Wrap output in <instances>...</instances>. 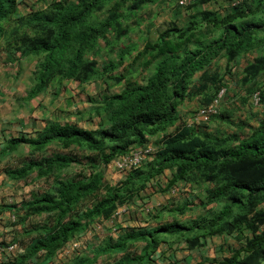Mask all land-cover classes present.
Returning <instances> with one entry per match:
<instances>
[{"label":"trees","instance_id":"1","mask_svg":"<svg viewBox=\"0 0 264 264\" xmlns=\"http://www.w3.org/2000/svg\"><path fill=\"white\" fill-rule=\"evenodd\" d=\"M40 1L46 2L43 8L20 15L18 0H0V47L14 58L36 60L22 100L31 101L55 80L80 86L102 82L108 88L88 98L90 113L99 117L96 127L50 122L29 135L6 140L1 154L15 153L20 145L32 148L7 176L27 184L35 175L46 190L28 200L0 205V214L14 215L12 227L22 247L21 253L0 264H50L92 222L109 219L122 204L141 202L164 170L170 171V177L162 192L175 187L200 189L204 199L195 204L186 198L174 207L168 205L163 210L173 215L172 221L162 224V215H155V226L126 228L116 239L63 264H95L101 257L117 254L122 256L115 264H150L159 245L168 242L160 239L161 233L180 239L189 250L204 248L207 238L225 235L238 247L208 264H264V115L234 118L233 112L221 109L210 121L224 123L229 132L197 131L181 122L167 133L177 121V107L188 97L199 106L210 104L226 88L227 79L235 77L233 67L241 57L256 54L235 77L244 92L241 104L255 91L264 99V0L233 6L234 0H218L227 4L222 15L197 11L199 5L217 0L195 1L185 8L193 10L188 11L189 20L182 26L171 20L155 42L146 43L132 57L127 67L135 69L118 74L114 73L131 49L102 65L96 54L100 41L109 43L108 33L117 39L127 35L122 27L125 14L119 12L124 0ZM178 9L175 15L182 17ZM103 12V19L94 16ZM10 22L16 24L7 31ZM148 70L146 78H137ZM109 82L122 84V89L108 92ZM253 117L255 125L249 123ZM160 133L165 134L151 161L117 183H108L105 169L115 157ZM53 145L61 151L51 150ZM73 164L81 170L63 175ZM157 185L161 184H153ZM197 206L202 215L176 220Z\"/></svg>","mask_w":264,"mask_h":264},{"label":"crops","instance_id":"2","mask_svg":"<svg viewBox=\"0 0 264 264\" xmlns=\"http://www.w3.org/2000/svg\"><path fill=\"white\" fill-rule=\"evenodd\" d=\"M176 1L177 0H160L159 2H152V0H124L123 2L120 3L119 12L121 13H124L125 11L127 12L124 13L125 21H123L122 23V27L127 31V35L121 37L120 39H117L114 37L115 35L113 33H108L106 35L107 36L106 41H109V43L106 44L104 41H100V43L106 46V47L104 46V52L111 53L114 59H118L121 52L126 48L131 49V52L128 55L124 56V63L119 71H122V68L127 69L128 63L132 60V57L136 54L137 51L141 50L146 43L155 42L158 33L161 30H163L170 23L171 20H175L174 22L177 25L179 24V20H181L183 17H179L175 15L176 9L178 8L176 5ZM163 11L168 14L169 18L167 17L168 18L167 22L159 26L157 25V21H155L156 18H154V15L158 13H164ZM176 17H178V19H176ZM184 23L179 24L178 26H182ZM112 43L115 44V49L112 47L113 45ZM99 53H101L100 44H99ZM107 60L108 59L105 58V60L103 61L107 62ZM238 60H240V58ZM134 69L135 68L130 67V70H134ZM149 74L150 71H143L142 74H138V78L144 79ZM26 84L29 85L28 80L26 81ZM24 89L25 88H23V90ZM117 89L119 90L122 89V86L119 85ZM237 89L240 90L239 87H237ZM237 89L235 91V94L238 92ZM14 90L16 89H12L9 91V94L14 99L10 104H6V102L2 103L0 101V119L2 120L0 122V205L18 203L22 200H28L33 194V192L42 193L44 190H46V186L44 185L43 180L36 181L34 178L35 175L31 176V180L33 181L32 184L30 183L31 182L30 180H28V183L25 184L22 181L12 180L7 176V173L10 171V169H12L13 166H16L17 163L11 164L14 153L1 154V150L5 146V141L11 137V133H9L8 129H6V127L2 125V122H4V120L9 121V120L17 119L18 120L17 122L20 123L23 122V124L25 123L27 128H25L22 132L28 133V135L31 133L33 129L41 128L44 125L48 124L49 122H61V123L76 122L79 126H81V123L83 121L80 120V118L89 119L90 121H93L95 124L99 121V117L95 116L93 113H90L92 109V103L88 100V98L90 96H94V93L92 92V90L85 91L86 89H83L82 86H79L75 82H71V81L60 82L55 80L50 87L45 89V91H43L37 97L32 99L29 103H25L17 100L24 97L25 92H23L20 95H14ZM5 93L6 91H0V98ZM198 106L199 105L196 102V99H194L193 97L186 98L177 107L178 119L176 123L167 130V133L171 131L172 128L178 122L185 121L190 116V114L194 110H196V108H198ZM245 113L247 115L251 113L254 116L257 115L261 116L260 111L258 109H254L251 106H249L248 100H247ZM247 115L243 114L241 117L244 118ZM254 121L255 119L253 117L251 121L249 120V123L253 125ZM219 124L224 125L223 123L220 122ZM202 130L212 131V132L215 131L214 129L209 127V123L206 124L205 127L203 126L197 129V131H202ZM162 135L163 133H160L154 137H151L148 142L150 144L157 145ZM52 148L58 149V147L56 148L52 147ZM76 170L78 169H76L74 166H71L68 169H66L63 174L72 175L74 173H77ZM164 176L166 179L169 178L170 172L168 170H165L162 173L161 178H163ZM115 177L117 179H120L119 175H114L113 178ZM110 183H113V181L110 180ZM21 192H23V195L21 194ZM27 192L29 193L27 194ZM137 203H138L137 205L140 204L139 201ZM132 208L134 207L131 206V209ZM131 209L129 213H131ZM9 214L11 215L12 213ZM6 216H9L7 212L0 214V234L3 231L7 230V228L3 227ZM128 217L129 215H126V217H123L122 220L125 221L126 218ZM139 217L140 216H137V218ZM159 222L165 223L163 220L162 221L159 220ZM138 226H140L141 228H145V226L142 224ZM133 227H135V225ZM105 233L102 232V234L97 235L95 239H92V236L86 238L87 235L86 234L83 237L86 239L81 240V246L79 247L80 250L78 251V253H80L79 255H84L86 253L88 254V251L103 246L106 243V241L110 239L111 236L110 234L108 233L105 234ZM68 245H70V242L67 244V246ZM119 258L117 257L114 261H112L111 264H115ZM57 259L62 260L64 258H62L60 255H57Z\"/></svg>","mask_w":264,"mask_h":264},{"label":"rangeland","instance_id":"3","mask_svg":"<svg viewBox=\"0 0 264 264\" xmlns=\"http://www.w3.org/2000/svg\"><path fill=\"white\" fill-rule=\"evenodd\" d=\"M48 1V0H46ZM119 1V0H114ZM160 0H152V2H159ZM173 2V1H172ZM46 2H42L40 0H18V11L17 13L21 15H25L29 12L36 11L39 8H43L44 4ZM197 11H209L212 13H215L217 15H222L225 10L227 9V4L223 3L222 1H214L210 2L206 5H199L197 7ZM182 10L181 16L183 17L181 20H179V24H182L189 20V16L191 15L190 12L193 10L188 9H178ZM195 10V9H194ZM190 11V12H188ZM196 11V10H195ZM124 12V11H123ZM164 12V11H163ZM124 13H127L126 11ZM98 20L102 19L104 16L103 14H95L94 15ZM166 17V18H165ZM169 18L167 13H158L154 15V18H156L155 21H157V25L161 26L162 24L167 22V19ZM159 21V22H158ZM127 22V21H126ZM16 23L10 22L7 26V31L14 26ZM178 24V25H179ZM114 41V40H113ZM101 47V53L97 52V62L99 65H102L104 62L103 60L106 59H114L112 57L111 53H105L104 52V44L100 43ZM113 44V45H112ZM112 47L115 49V44L112 43ZM117 45V44H116ZM106 47V46H105ZM137 48V47H134ZM253 55H247L235 64L233 67L232 74L236 77L242 68L245 66L247 62L251 60ZM36 60L32 57L30 58H20L18 55L10 56L7 54V52L3 49V47H0V91H6L5 94L2 95L0 98V101L2 103L10 104L14 99L9 94V91L12 89L14 90V95H20L23 92H26L28 90V87H30V83L32 81V72L34 70ZM223 62L219 61L218 65L221 68ZM235 77H231L230 79H227V92L225 94V97L220 104V109H227L233 112L234 118L241 117L243 114L247 115L245 113L243 104H241L240 97L244 96L243 91L240 92V90L237 89L238 83ZM28 80L29 85L26 84V81ZM23 88L27 90H23ZM107 88L103 83H91L83 87V89H86L85 91L92 90L95 97L98 94H103L107 92ZM112 89L109 91L111 93H116L119 91L117 89L118 87H111ZM23 91H20V90ZM55 89V88H52ZM237 92L235 94V91ZM250 102V99L248 100ZM247 106V101H246ZM242 118V117H241ZM83 122L81 123V126L85 128H93L95 126V123L93 121H90L89 119H83L80 118ZM2 120L0 119V122ZM18 120H4L2 122V125L8 129V132L11 133V135H16L17 133L22 132L27 126L25 123L23 124L20 122H17ZM251 121V120H250ZM216 121H211L209 123V127H211L214 130L220 131V132H229L230 129H228L225 125H220L214 123ZM254 125V124H253ZM32 148L28 145H22L19 147L18 152L14 153V156L12 157L11 164L17 163V165L20 163V160L22 157H27L31 154ZM76 169H78V165L74 166ZM77 171V170H76ZM114 175H118L116 171H114L111 164H109L105 169V176H107L108 182L110 183V180L113 181L115 184L119 179L114 177ZM112 178V179H111ZM165 178V176L163 177ZM161 178V185L153 186L150 185L149 188L146 190L145 193L142 194L143 200L140 202L139 205H132L131 213H129V217L126 218L125 223L133 227L138 226L140 224L144 226H154L156 223L155 221V215H162L161 221L163 220L165 223H168L172 221L173 215L169 212L163 210L164 207H167L168 205L174 207L175 205H178L182 203L186 198L190 200L192 203L197 204L200 200L204 199V196L202 194V191L200 189H192L189 191H186L185 189L181 188H174L171 191H166L165 193L162 192V188L164 186L165 179ZM22 183V182H19ZM32 184V183H31ZM38 184V183H37ZM18 187V186H17ZM29 192H27L28 194ZM23 195V192H21ZM163 212V213H162ZM9 216L5 217V223L3 227L7 228L6 231H3L0 234V249H5L6 246L11 245V242H16L17 239L15 237L16 230L14 227H12L13 222L11 221V216L9 212H7ZM203 214V209L201 207L197 206L192 209V211L187 212L184 216L177 217L176 220L180 222H184L186 220L195 219L196 217H199ZM137 216H140L137 218ZM123 217H126L123 216ZM7 219V220H6ZM123 223V224H125ZM164 224V223H163ZM107 232L106 230L103 232ZM101 232L94 233L92 236V239H95L97 235H101ZM107 234V233H105ZM109 234V233H108ZM91 236H88L91 237ZM167 235H163L161 233L160 239H167V243H161L156 251L155 259H153V262H150V264H208V262L211 259H221L222 257H227L230 255V251L232 249H235L238 247V242L233 240V238L228 236H214L206 239V245L204 248H195V249H187L183 242L176 238ZM19 245V244H18ZM16 255V253H15ZM14 254L8 258L9 260L12 259ZM121 257V255L115 256V255H108L103 257L101 261H99L97 264H111L112 261H114L116 258ZM4 258V257H2ZM57 262H61L60 259L57 260Z\"/></svg>","mask_w":264,"mask_h":264},{"label":"clouds","instance_id":"4","mask_svg":"<svg viewBox=\"0 0 264 264\" xmlns=\"http://www.w3.org/2000/svg\"><path fill=\"white\" fill-rule=\"evenodd\" d=\"M178 1L179 0H177L176 1V5H177V7H179L180 9H185L186 7H188V6H190L191 4H193L195 1H197V0H195V1H193L192 3H190L189 5H187V6H185V7H181V6H179L178 5ZM235 1V0H234ZM234 1H233V3H234ZM244 1V0H243ZM242 2V1H241ZM240 3V2H239ZM238 4V3H237ZM231 5L233 6V5H236V4H232L231 3ZM44 7V6H43ZM18 11V10H17ZM102 14H104V17H105V15H106V13H102ZM21 15V14H20ZM125 21V20H124ZM109 60V59H108ZM111 60H114V59H111ZM104 63V62H103ZM102 63V64H103ZM122 67V66H121ZM120 67V68H121ZM120 68L118 69V71H116L114 74H118V73H120V72H122V73H126L125 71H124V69L122 68V71H119L120 70ZM128 68V67H127ZM129 70H130V68H128ZM131 72L133 71V70H130ZM149 71V70H148ZM133 77H135V75L133 76ZM138 78V77H137ZM146 78V77H145ZM72 82V81H71ZM76 83V82H75ZM96 83H99V84H101L102 82H96ZM104 84V83H103ZM52 85V84H51ZM50 85V86H51ZM106 87H107V85L106 84H104ZM109 85H110V82H109ZM119 85H121L122 86V84H119ZM119 85H116V86H112V85H110V89L108 90V92L112 89L111 87H118ZM49 86V87H50ZM80 86V85H79ZM82 87H84V86H86V85H81ZM238 86H239V83H238ZM29 88V87H28ZM48 88V87H47ZM46 88V89H47ZM222 89H224V92H223V94H222V97L220 98V101H219V104H218V106H217V111H216V113L215 114H213V115H210L209 117H207V119L206 120H204V121H201L199 124H191L190 123V121H191V119H192V117L194 116V114L196 113V111L197 110H199L200 108H202V107H206V106H208V105H205V106H198V108H196V110H194L191 114H190V116L185 120V121H180V122H178V123H181V122H184L185 123V125L188 127V128H195L196 130L198 129V128H201V127H205V125L206 124H208V123H210L211 121H210V119H211V117H213L214 115H216L220 110H219V107H220V104L222 103V101H223V99H224V97H225V94H226V92H227V87L225 88V87H223V88H221L219 91H218V93L216 94V96L214 97V99L217 97V95L219 94V92L222 90ZM121 90V89H120ZM119 90V91H120ZM118 91V92H119ZM27 92V91H26ZM26 92H25V94H26ZM255 92H257V91H255ZM254 92V93H255ZM259 92V95H260V98H261V101H264V99H262V97H261V94H260V91H258ZM111 93V92H110ZM117 93V92H116ZM244 93V92H243ZM253 94H251V96H252ZM251 96L250 97H248L247 98V100H249V99H251ZM24 97H25V95H24ZM24 97H22V98H20V99H17L18 101H22V102H25V103H29V102H26V101H24V100H22V99H24ZM90 97H95V95L94 96H90ZM213 99V100H214ZM213 100H212V102H213ZM211 102V103H212ZM210 103V104H211ZM249 106H251L252 108H254V109H258L259 111H260V115H264V112L262 111V108L261 107H254L253 105H252V103H251V101L249 102ZM244 110H246V103L244 104ZM228 109V108H227ZM247 117V116H246ZM245 118V117H244ZM244 118H242V119H244ZM178 119V118H177ZM219 122L220 121H216V122H214V123H216V124H219ZM50 123V122H49ZM61 123V122H60ZM67 123V122H66ZM76 123V122H75ZM98 123V122H97ZM97 123L95 124V126L94 127H96V125H97ZM176 123V122H175ZM177 123V124H178ZM220 123H222V122H220ZM176 124V125H177ZM224 124V123H223ZM254 125H255V122L253 123ZM175 125V126H176ZM225 125V124H224ZM174 126V127H175ZM81 127H83V126H81ZM93 127V128H94ZM174 127L172 128V130L174 129ZM83 128H85V127H83ZM171 130V131H172ZM171 131H169V132H171ZM202 131H206V130H202ZM208 132H212V131H208ZM213 132H217V130H215V131H213ZM19 134H28V133H24V132H20ZM19 134H16V135H19ZM163 134H165V133H163ZM158 135V134H157ZM14 137L15 135H11V137ZM163 136V135H162ZM162 138V137H161ZM149 139L150 138H148V141H149ZM8 140V139H7ZM146 142L145 144H142V145H134V146H132L130 149H129V151L131 150V149H133V148H136V147H140V146H143V145H146V144H148V145H151L153 148H154V151H153V153L149 156V157H147V159L140 165V166H138L137 168H139V167H141L143 164H145L146 162H149V161H151L152 159H153V155L156 153V148H157V145H154V144H150L149 142ZM5 143H6V141H5ZM20 146H22V145H20ZM19 146V147H20ZM52 147H55L56 148V146L55 145H53ZM51 149V148H50ZM59 149V148H58ZM58 149H51V150H54V151H58ZM18 150H19V148H18ZM60 151H61V149H59ZM128 151V152H129ZM17 152V151H16ZM128 152H126V153H128ZM126 153H124L123 155H125ZM123 155H120V156H118V157H115L111 162H110V164L112 165V167H113V169H114V171H116L117 173H118V175L120 176V179L118 180V181H120L123 177H124V175L125 174H127L128 172H131L132 170H135V169H137V168H133L132 170H130V171H126V172H121V171H118L115 167H114V165H113V163H114V160H116L117 158H120V157H122ZM109 165V164H108ZM72 166H77V164H73ZM81 170V166L80 165H78V170L76 171V172H79ZM165 171V170H164ZM169 171V170H168ZM170 172V171H169ZM74 174H76V173H74ZM74 174H72V175H74ZM63 175H65V176H69V175H67V174H63ZM71 175V174H70ZM71 175V176H72ZM106 177V176H105ZM106 179H107V177H106ZM168 179V178H167ZM166 179V180H167ZM37 181V180H36ZM39 181V180H38ZM107 181H108V179H107ZM117 181V182H118ZM116 182V183H117ZM161 182H163V181H161V176H160V178L157 180V181H154L153 183H152V185L153 184H161ZM166 182V181H165ZM164 182V183H165ZM30 183H32V182H30ZM109 183V182H108ZM176 188H179V187H176ZM181 188V187H180ZM174 189V188H173ZM182 189V188H181ZM171 191V190H170ZM33 193H35V192H33ZM138 204V203H137ZM121 206H126L127 207V211L124 213V214H121L119 217H116V218H114V213L116 212V210L119 208V207H121ZM131 206H132V204H122V205H120V206H118L117 208H116V210L113 212V214H112V216L109 218V219H107V220H97V221H94V222H92L90 225H89V227L84 231V233L83 234H80L77 238H75V239H73V240H71V241H69L70 242V245H68L67 246V244L69 243H67L66 245H65V247L64 248H62L54 257H53V260L51 261V263L50 264H63V263H66L67 261H69L70 260V258H73L74 256H76V255H79L80 253H78V251L80 250L79 249V247L81 246V240L83 239V240H85L86 238H88V236H91V235H93L94 233H98V232H104L105 230L107 231V233H109L111 236H110V239H112V240H114V239H116L117 238V236H118V234H120L121 233V231L122 230H124V229H126V228H133V227H129L126 223H125V221H123L122 219H123V216H125V215H128L129 214V211H130V209H131ZM11 216V221L12 222H14V220H15V217H14V215L13 214H11L10 215ZM123 223H125V224H123ZM161 223V222H160ZM96 224H99V225H101V228L100 229H95L94 228V226L96 225ZM154 224H156V223H154ZM163 224V223H162ZM151 225H149V227H150ZM155 226V225H154ZM136 227V226H135ZM138 227H140V226H138ZM148 227V225L147 226H145V228H147ZM87 234V235H86ZM86 235V238H83L84 236ZM78 243L79 244V246L77 247V248H75V249H73L72 250V245H73V243ZM13 243H16L17 244V246H18V249L15 251V252H13V253H10L8 256L4 253V250L8 247V246H6V248L5 249H0V252L2 253L1 254V258H0V263H4V262H7L9 259L8 258H10V256L11 255H15V253H16V255L17 254H19V253H21L22 252V247L20 246V245H18L19 243L16 241V242H11V244H13ZM57 255H60L62 258H64V259H60L61 260V262H57ZM119 255H121L122 256V254H119ZM108 256V255H107ZM2 257H4V258H2ZM56 257V258H55ZM105 257V256H104ZM55 258V259H54ZM101 259H103V257H101ZM100 258L97 260V262L95 263V264H97L100 260H101ZM62 261H64V262H62Z\"/></svg>","mask_w":264,"mask_h":264},{"label":"built area","instance_id":"5","mask_svg":"<svg viewBox=\"0 0 264 264\" xmlns=\"http://www.w3.org/2000/svg\"><path fill=\"white\" fill-rule=\"evenodd\" d=\"M195 0H179L178 5L181 7H185L192 3ZM243 0H235L232 4H237ZM224 92V89H222L217 97L213 100L211 104H209L206 107H202L199 110L196 111L194 116L192 117L190 123L191 124H199L201 121H204L209 117L210 115H213L217 111V106L219 104L220 98L222 97V94ZM252 105L254 107H261L262 111L264 112V101H261L259 92L253 93L250 99ZM154 151V148L151 145H143L140 147H136L131 149L128 153L123 155L120 158H117L114 160V167L121 172L130 171L133 168H137L140 166L146 159L149 157ZM127 211L126 206L119 207L116 212L114 213V218L119 217L121 214H124ZM95 229H100L101 225L96 224L94 226ZM79 246L78 243H73L72 250L77 248ZM18 249V246L16 243H13L9 245L5 250L4 253L8 256L10 253L15 252ZM1 252H0V258H1Z\"/></svg>","mask_w":264,"mask_h":264}]
</instances>
